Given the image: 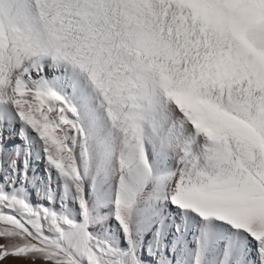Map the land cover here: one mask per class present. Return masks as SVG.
<instances>
[{
    "label": "snow or ice",
    "instance_id": "obj_1",
    "mask_svg": "<svg viewBox=\"0 0 264 264\" xmlns=\"http://www.w3.org/2000/svg\"><path fill=\"white\" fill-rule=\"evenodd\" d=\"M13 123L0 155L39 143L81 219L0 184V264H264V0H0Z\"/></svg>",
    "mask_w": 264,
    "mask_h": 264
},
{
    "label": "bare ground",
    "instance_id": "obj_2",
    "mask_svg": "<svg viewBox=\"0 0 264 264\" xmlns=\"http://www.w3.org/2000/svg\"><path fill=\"white\" fill-rule=\"evenodd\" d=\"M245 11L247 12V10ZM245 11L240 13L241 16L247 14ZM249 15L247 14V16ZM18 129V123H13L10 128H5L4 133H0V143L4 139L9 141L17 139L15 133ZM29 135L34 137L32 133H29ZM29 151L31 154L23 158L27 161L26 164L21 163L19 157L16 158V163H13L10 153L6 152L0 155V184H2L3 190L18 198H26L34 207L37 205L52 207L57 212H62L69 218L79 222L81 217L78 205L73 199L74 193L69 192L68 195L64 194L62 188L63 181L56 176L54 170L49 169V174L45 173L47 165L43 158L42 146L32 140L29 143ZM22 172L25 175H21ZM49 195L52 197L51 205L48 204L47 197ZM87 195L90 200V207L93 209V219H100L102 221L100 223H92L88 231L98 240L108 241L110 243L115 241L121 246H124L122 234L118 231V225L100 217L95 208L94 194L88 193ZM145 254L151 259L150 253ZM161 259H163L162 256Z\"/></svg>",
    "mask_w": 264,
    "mask_h": 264
},
{
    "label": "rangeland",
    "instance_id": "obj_3",
    "mask_svg": "<svg viewBox=\"0 0 264 264\" xmlns=\"http://www.w3.org/2000/svg\"><path fill=\"white\" fill-rule=\"evenodd\" d=\"M245 10H247V12ZM243 11H245V13H247L248 15L250 14V15L247 16V14L244 13L246 16L245 17V16H241V14H239L238 17L236 18V22H235L236 29L238 32H240L241 35L244 34V32L247 30L248 26L253 22V20L257 16L256 9L251 7V6L245 5ZM246 22H248V23H246Z\"/></svg>",
    "mask_w": 264,
    "mask_h": 264
}]
</instances>
